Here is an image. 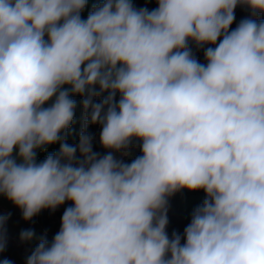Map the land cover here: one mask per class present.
<instances>
[{"label": "clouds", "instance_id": "obj_1", "mask_svg": "<svg viewBox=\"0 0 264 264\" xmlns=\"http://www.w3.org/2000/svg\"><path fill=\"white\" fill-rule=\"evenodd\" d=\"M86 5L0 0V195L25 221L71 202L26 264H264V0H103L84 19ZM238 6L250 16L232 29ZM134 139L142 154L118 159ZM181 189L205 199L169 236Z\"/></svg>", "mask_w": 264, "mask_h": 264}, {"label": "trees", "instance_id": "obj_2", "mask_svg": "<svg viewBox=\"0 0 264 264\" xmlns=\"http://www.w3.org/2000/svg\"><path fill=\"white\" fill-rule=\"evenodd\" d=\"M103 0H87V5L85 9L82 11V18L86 19L89 12L92 10L93 5L102 3ZM133 5L136 8H148L149 10L155 9L157 5V0H132ZM235 11V20L231 26L234 29L241 20L248 18V14L245 13L243 6H238ZM257 20H264V15H258L256 17ZM191 44V42H190ZM211 45H205L204 47H209ZM194 47V45H193ZM196 47V46H195ZM194 47V48H195ZM192 48V47H191ZM197 51L199 55V62L206 63L204 58V48L194 49ZM68 87V86H65ZM76 103L77 107L75 110L74 121L68 130V135L66 138V142L71 145H76L79 140V134L81 130L82 118H83V109L81 106V100L83 99L79 95H75L72 97ZM102 97H96L95 101L99 102ZM119 99V94L117 95V100ZM88 134L93 138L92 139V147L93 151L97 152L101 155L107 153V149H104L99 141V136L101 132V125L99 124H89L87 128ZM140 141L133 140L132 145L127 150V154L125 152H117L115 153L118 159H123L125 162L130 163L133 159L140 156L142 153L140 151ZM59 143L52 144L47 146L45 149L37 150V156L41 157L38 162L43 161L48 155L54 154L59 150ZM79 156V153H77ZM36 156V159H37ZM205 199V193L203 190L199 191H189L187 189H181L180 191L173 194L168 199V225H167V233L169 236L172 235L173 232L179 233L183 235V231L185 227L190 223L191 214L193 210L203 203ZM71 206V202H65V204L59 206L55 211L44 209L38 215L34 216L30 221H25L22 218V215L18 217V225L20 226L19 230L13 233V237L7 236V247L6 249L0 253V261L4 259H8L12 262V264H26V257L31 254V252L35 249L37 244L39 243V238L41 236H45L49 242L52 241L54 235L59 231L61 226V218L64 210ZM32 230L35 233L36 243L31 247L29 251L25 248L21 247L20 234L22 231Z\"/></svg>", "mask_w": 264, "mask_h": 264}, {"label": "rangeland", "instance_id": "obj_3", "mask_svg": "<svg viewBox=\"0 0 264 264\" xmlns=\"http://www.w3.org/2000/svg\"><path fill=\"white\" fill-rule=\"evenodd\" d=\"M243 9L245 11V13L248 14V16H250V11L247 9V7L243 6ZM237 9H235L236 11ZM196 46L194 43L190 44V47H192V52L193 55L199 60V55L197 53V51H195L194 49H196ZM41 157L38 155L37 156V162L38 160H40ZM10 213V218L7 221V224L5 225V229H6V235L14 238L12 235L13 233L15 234V232L20 231L19 229V225H18V217L19 215H21V211L19 208H17L12 202H10L6 197L0 195V214H8ZM21 241V247L25 248L27 251H29L31 249V247L36 243V238H34L31 241Z\"/></svg>", "mask_w": 264, "mask_h": 264}]
</instances>
